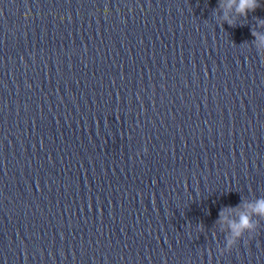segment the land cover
I'll return each mask as SVG.
<instances>
[{
  "label": "clouds",
  "instance_id": "clouds-1",
  "mask_svg": "<svg viewBox=\"0 0 264 264\" xmlns=\"http://www.w3.org/2000/svg\"><path fill=\"white\" fill-rule=\"evenodd\" d=\"M218 7L224 9L222 21L229 26H235V21L229 16V11H233L239 17L247 18L250 12H254L260 7L259 0H218ZM257 28L264 27V19H258ZM254 38L253 43L257 52L264 54V33L251 29ZM264 220V196L256 197L245 202L241 200L236 206H225L218 214L217 223L221 227V232L225 233L224 246H218L221 254L230 252L243 237L256 233L260 221ZM226 226V227H225ZM203 225H197V230L201 231Z\"/></svg>",
  "mask_w": 264,
  "mask_h": 264
}]
</instances>
